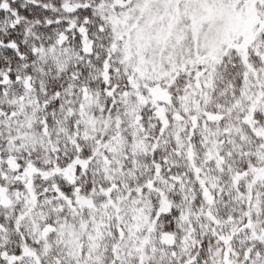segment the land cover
<instances>
[{
    "label": "snow or ice",
    "instance_id": "6c2138e0",
    "mask_svg": "<svg viewBox=\"0 0 264 264\" xmlns=\"http://www.w3.org/2000/svg\"><path fill=\"white\" fill-rule=\"evenodd\" d=\"M0 264H264V0H0Z\"/></svg>",
    "mask_w": 264,
    "mask_h": 264
}]
</instances>
